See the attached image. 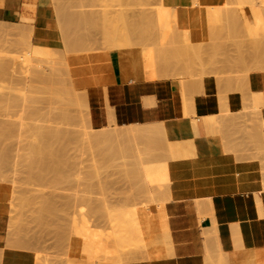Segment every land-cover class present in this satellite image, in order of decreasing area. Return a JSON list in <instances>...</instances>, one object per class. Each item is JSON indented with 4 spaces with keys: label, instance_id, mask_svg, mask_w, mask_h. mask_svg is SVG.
Returning a JSON list of instances; mask_svg holds the SVG:
<instances>
[{
    "label": "rangeland",
    "instance_id": "1",
    "mask_svg": "<svg viewBox=\"0 0 264 264\" xmlns=\"http://www.w3.org/2000/svg\"><path fill=\"white\" fill-rule=\"evenodd\" d=\"M1 1H2V4H0V6L3 5L4 0H1ZM95 1L93 2V0H85V1L84 0H33V2H28L26 0H21L20 1L21 6H20V11L18 12L19 13L18 16L12 17V18H6V19L0 18V61L1 60L7 61L8 65H10V66H6L7 68L4 67L3 69L5 71L2 69L3 72L1 71L2 73H0V227L3 226V229L0 232V264H4L1 260V252H2L1 246L7 247L9 241H11L10 243H12V246L9 245L10 247L8 246V248L13 247V248L23 249L30 254L31 258H30L29 264H33V263L36 264L38 262H39L38 264H75L74 262H76L77 264H84V263H90V262H96V263L100 262V263H109V264H120V263L121 264H144L147 261H149L151 257L152 259L154 257L158 258L170 252L169 249L171 246L169 245V242H168V227H166L167 221H164L165 218L167 219V217H165L166 216L165 214L161 215L166 212L161 213L162 211L159 205L161 203L162 208L164 205L163 209L165 210V203L167 201L173 200L175 198V194L170 193V195L167 196L168 199L167 197L165 199L162 197L163 193L161 194L162 196L158 195L159 193H157V195L161 196L163 199L156 197V196L154 199V195L151 196V194L153 193L151 194L149 192L147 193L148 189H147L146 182L150 186H152L151 188L156 187L157 183L155 181L160 179V174L164 173L166 170H168L170 174L171 158L179 157V156H186L189 154V151L184 149L178 140H173V141H170V143H167L166 144L167 149H166L165 145H163L164 142L163 143L161 142L162 140L157 139V141H154V140L150 141L151 139L147 140L145 138L144 139L137 138L131 142V145L133 147V151L131 152L132 154H130V151L126 152L123 156L120 153H118L113 157V159L108 161V163L97 165L99 163L95 164L93 161L94 159L98 160V157L94 156L93 158V155H92L93 150L90 151V148L87 147L88 145H86L85 141L83 140L85 139V136H87L90 133L95 132L96 129L91 128L89 124L86 122L87 110L85 111V109L82 108L83 107L82 102L80 103V106H78L79 100H81L79 98L78 102H76L77 105L73 104V105L68 106V110L70 111L69 120H62V122L59 123L60 125L58 124L60 127H62V129L63 128L65 129L73 128V130H76L74 128H77L78 130H76L77 132L73 131V134H75L74 139L66 138L63 140V143L65 145V151H64V154L60 156V159L58 163L56 164L58 166L56 165L54 166L56 167L55 172L52 169H51L52 171L50 170L49 172H46V171L42 172L43 176H44V173H47L46 177L50 179L48 180L45 176L44 177L39 176L41 171H39L40 169H37V167L39 168V166L36 165L35 161H34V164H35L34 167L36 170L34 169V167L32 169L33 165H31L32 171L30 173H29L30 171L29 169H27L29 171L26 170L27 167L28 168L30 167L28 166V164L32 163L34 159L32 157L33 155L32 151H29V147H30L29 142H31V140L29 141L30 139L29 137L32 138L33 136L32 134H30L32 131V126L41 125V124H49L47 122H44L41 117L37 116L36 118V116L33 115L34 110L32 108L33 107L32 101L35 98H37L35 96L38 94L36 90L34 91V88L31 89V87H35V85L37 84L36 83L37 78L34 76L36 78L34 79L33 73L36 70H39L40 68L39 66H41L40 69L47 71V69L50 66L49 64H51L49 62L51 61V59H53L51 57L53 55L52 53L56 55L58 50L60 51L61 49H63L64 51L65 50L67 51L69 56H73V55H80L81 52L82 53H85L86 51L92 52L94 50L93 52L103 51V52H106L105 54H107L108 52L109 55H111L110 53L111 51L115 53L116 49L118 52L120 48V50H122L121 52L119 50L118 53L120 54L123 52V49L125 48L124 53L125 52L127 53V51H129L131 54L135 53L133 55H138V54H141L139 52H142L141 54L142 56V55H145L143 51L144 49H145V53L147 50H148L147 53L150 52L149 49L150 50L154 49L153 55L157 57L156 55L162 46L163 50L161 48V51L159 52L161 53L162 51L164 52L166 51L168 54L166 52L165 53L168 56H165L164 55L165 53L162 52V54L160 53L158 54V57L164 58L165 59L164 62H166V60L168 59L170 62L169 63L166 62V64H168V66L170 65V68L164 69V70L152 69L151 72L143 74L138 79L147 80V81L170 79L174 85H176L177 87L181 86L184 90L190 89L191 83L199 82L203 76L209 75V74H213L221 78L232 79V78L240 77L242 75H247L250 71H253V70L264 71V51H263L264 50L263 48L264 47V0H248V1L245 0L246 2L245 1L243 2L242 0L240 2H237L238 0H193V1L192 0H95ZM159 1L162 3H160ZM250 1H253V2L250 3ZM37 3L46 4L47 6V11H46L47 19L44 21L42 25L43 27L41 28L36 26L34 22V18H33L35 6ZM208 5L209 6L211 5V6L209 7ZM252 6L255 8V11L256 9H258L257 13L259 16L257 15V13L254 12V9L253 10L251 9L253 8ZM98 7H99V10L101 9L100 11L97 9ZM225 7L227 9L229 8L228 9L229 12L227 11V9L224 10L225 12L222 11ZM217 9L218 11L216 12ZM57 10H58V14L56 13ZM209 10H212V11H209ZM145 11L147 14L145 13ZM153 11H156L158 15L155 12L154 14L151 13ZM126 12L129 13L130 16L126 14ZM162 12L165 15H162L163 14ZM226 12L229 14H227ZM124 13L126 14V17L124 16ZM135 13H137L138 15ZM141 13H143L144 16ZM159 13L161 14V16ZM223 13H224V16L226 13V17H223L222 15ZM86 14H88V16L90 15V17H88ZM211 14H216V16L215 15L212 16ZM238 14L240 16H238ZM134 15H136L137 17ZM208 15H210V17H208ZM260 15H262V17H260ZM66 16L67 17L69 16V18H67ZM133 16H134L135 21H132ZM72 17H75V18H72ZM129 17H131L130 18L131 20L129 19ZM142 17H144L143 19L146 22L145 21L143 22ZM158 17H159V20H158ZM145 18L147 20L149 19V21H147ZM161 18H163V20L165 21L163 22ZM247 19L250 20L248 24L251 23L252 26L251 25L249 26H251L252 28L251 27L249 28L248 25H247L248 28L247 26H245L247 24V21H249ZM71 20L73 22H71ZM80 20H81V23H84V25L86 26L82 24L81 25L82 28H81L80 25H78L77 23V21L79 22ZM84 20L85 22H88V24H85ZM160 20H162V22ZM244 20L245 21L247 20L245 24L242 22ZM75 21H76V26L73 25ZM184 21H186L187 23H185ZM65 22L66 23L71 22V23L68 25V23L66 24ZM149 22L150 24H148ZM181 22L184 23L186 26L183 27L184 24H181ZM131 23L134 25H132ZM162 23H164L165 25H163ZM207 23H209L208 25H210L209 26L210 28L207 27ZM232 23L235 26L233 25V29L231 30ZM58 24L60 25V27H58ZM219 24H222V25H219ZM152 25H155L154 30H152L153 29ZM175 25L178 26V27L176 26L177 29H175L176 28ZM159 26H161L160 28L165 27V28H162L163 31L162 29L159 28ZM219 26L222 28H220ZM171 27L172 28L174 27V28L172 29ZM182 27L185 28L184 33H183L185 34V36L183 35L180 38V35H182V32H183V31L181 32V30H183ZM60 28H61V31H60ZM71 28H73L74 30ZM86 28H88L87 31H85ZM157 28L161 30L162 35L159 32L160 30H158ZM168 28H170V30L166 31V29ZM228 28L230 29V31ZM257 28H259L260 30ZM90 29H92V31ZM221 29H222V33L224 32L223 36H221L222 34H220ZM251 29H252V32H251ZM83 30L85 32H83ZM133 30H135L134 33H133ZM207 30L210 32H208ZM218 30H219V33H218ZM169 31L171 32L170 33L171 35L168 33ZM185 31H187L190 36L187 35V32ZM231 31L233 32L231 33ZM156 32H158V34ZM166 32L168 34H166ZM147 33L149 34L148 36H147ZM163 33L164 35L166 34L165 35L166 38H164L165 36L163 35ZM175 33L179 36V38L178 36H176ZM80 34L82 37L80 36ZM210 34L212 36L210 38H207V36L209 37ZM232 34L235 35L236 38L233 37ZM167 35L169 36L170 43L166 40L168 39ZM89 37L90 38L92 37V38L89 39ZM182 37H184L185 40L184 39L182 40ZM258 37H261V38H258ZM156 38L157 39L160 38L161 40H157ZM63 39L65 43L63 42ZM83 39H85L88 42H84ZM145 40H148V41H145ZM154 40H155V43L151 42ZM163 40L167 42H163ZM170 40L173 41V43ZM161 41H162V44L164 45L161 44ZM188 41L190 42V44H193L191 46L192 48L196 47L194 48V50L191 47L187 46V44L189 43ZM252 41H254V43ZM48 43L49 45L50 44L51 45L49 46ZM148 43L149 44L152 43V45L154 43V46H153L154 48H151L152 45L149 46ZM165 43L166 45H170V46L166 48ZM155 45H157L158 49L155 47ZM71 46L73 49L71 48ZM134 46L136 47L134 48ZM182 46L183 47L186 46L185 49H189V48L192 49V50L189 49L191 52L197 49L198 50L196 51L197 55L195 53H191L190 51L188 52V50H185ZM32 47H33V50H31ZM36 47L38 50H36ZM52 47H55V48H52ZM146 47L147 48L149 47V48L147 49ZM253 47L254 49L258 51L259 55L262 57L263 59L262 63H256L254 61H249L247 58L246 60L244 59V61L247 62V65L245 66L244 64H241L242 65L241 66V65H235L233 63L237 55L241 53V49L250 50ZM218 48H220L221 50L220 49L218 50ZM177 49L178 50L183 49V51L187 52V54L184 53L183 51L177 52L176 51ZM211 49L212 50L217 49L218 51L217 50L212 51ZM52 50H54L55 52ZM209 50L212 52H218V53L214 55L213 61L202 62V60H206L207 54L210 53ZM70 51L71 53L73 52L75 53L76 51L80 53L76 52L77 54L76 53L71 54ZM220 51H223V52H220ZM198 52L200 53L199 54L200 57L203 58L202 60L199 59L200 57L198 56ZM49 53L52 54L50 57H49L50 55ZM118 53L117 55L115 54L117 57L129 54V53L127 54L122 53L119 55ZM173 53H174V57L172 58ZM178 53H182V54H180V56H177L179 55ZM188 53L189 55L191 54L192 55L189 56ZM194 54L198 57L197 62L194 60L195 58ZM187 55L189 56V59L190 57L193 58V59H190L191 61L194 60L193 63L196 62L199 65L195 64L194 66H192L193 63H191L189 59L186 60V58L188 57ZM155 57L152 59L155 60ZM179 57L181 61L182 60L185 61L183 62V65L181 66L182 68L177 66V64L181 62ZM28 58H30V60ZM176 58L177 60L179 59L178 62H176ZM228 58L231 61H229ZM45 59L47 62L45 61ZM47 59H49L50 61ZM17 60L21 62H18L17 64ZM25 60L26 62L29 63V65L25 64L24 62ZM22 62L24 63V66H27L28 68L30 66L32 68V64H34L33 68H35V70L29 71L31 68L30 69H28L27 67L23 68ZM41 63L42 65L47 64V66L48 65L49 66L48 67H46V65L42 66L40 65ZM186 63H189V65H187ZM19 64H21L22 66ZM36 65H38V67H36ZM25 73L26 74L28 73V75H24ZM29 73L31 74L29 75ZM63 73H66V71L65 72L63 71ZM27 76L29 78L28 81H27ZM135 78L132 79L131 81L138 80ZM127 81H130V80H127ZM32 82L33 84L34 83L35 84L33 85ZM31 90H33V92H31ZM85 91H87V89L78 88L76 92L77 96L80 97V96H83L84 94L86 95ZM68 93H70L71 96L74 95L73 91L70 88H68L67 91H65L63 94H66V96H68ZM187 94H188L187 96L189 97L190 93L188 92ZM251 95H258V93L252 92ZM37 96H40V94ZM187 96L184 100V118L187 120L188 124L191 125L190 123L193 122L196 118L188 110L189 100L187 99ZM29 98L30 99L32 98L33 100L31 101ZM46 108H43L42 111L45 110ZM256 108L257 106L255 105L254 100H252L251 108H247V106L243 108L241 112L247 114V116L249 115V117H247L246 115H243L241 117V121L237 125L240 130L228 135L227 140L230 141L231 143L233 141L238 143L235 146L238 149L235 151V153L237 152L243 155L244 154L243 152H246L247 153L246 158H249V159L256 158L257 160L263 161L264 160V138H263L264 137L263 135L264 134V131H263L264 130L263 129L264 120L258 118V115L255 111ZM53 111L54 112L61 111V105L59 102L55 103V107ZM224 113L228 114L229 112L225 111ZM202 119H207L208 121L209 120L210 121L212 120L224 121V118L221 117V114L213 115V116L202 118ZM30 124L32 126H30ZM50 124L53 126H56L55 123L53 122ZM53 126H51V128ZM214 126L215 125H213L212 127H209L208 130L212 131V128ZM123 127H124L123 124L115 125V129H121ZM260 129L262 131H260ZM193 131L195 133H198V128H194ZM33 132L35 133L34 130ZM85 133L87 135H85ZM258 133L260 134V136ZM158 140L161 143H158ZM123 142H120L119 144L123 145L124 144ZM158 144L163 145L164 147L162 146L163 147L162 148ZM145 146H147L149 149L151 147L152 151L149 149H146ZM228 146L230 147L229 144ZM228 151H231V150L228 148ZM137 152L140 154H138ZM250 154H253V155H250ZM152 156L155 158H153ZM136 157H137V161H136ZM131 158L134 159V161ZM139 159H142V160H139ZM162 161L168 167V169H164L165 171H163V167L161 168V164L164 165ZM60 162H64L63 167H62V164H59ZM122 163L124 166L122 165ZM153 163L154 165L157 164L159 167L156 166L155 168ZM150 164L152 167L150 166ZM59 165L61 167H59ZM105 165H107L108 167H106ZM115 165H116V168H115ZM67 167H69L70 169ZM61 168L62 170H60ZM159 168H161V170ZM131 169H133V172ZM63 170H64V173L61 172ZM134 170L137 172V175L141 173L142 174L140 176H137L136 174L133 175L134 173H136L134 172ZM137 170L139 172L141 171V173H139ZM57 172L58 173L61 172V173L57 174ZM168 172H165V173L168 174ZM262 172H264V169L262 170ZM53 173L57 174V176L54 175ZM154 174H156L155 175L156 178L153 177ZM51 175L52 176L54 175V176L51 177ZM61 176L64 179L61 178L62 181L59 180L60 182H58V178L60 179ZM54 177L56 178L54 179ZM142 177H145V180H146L145 183L143 182L145 180H142ZM41 179H43V181L45 179L46 180L43 182ZM51 179H52V182H51ZM54 185H57V186H54ZM137 185H142L144 187V190H146L145 192L147 194L143 193L144 195H142V193L141 194L137 193L138 197H135L137 195L135 194V196H133L134 194L132 193V196L134 198L132 196L129 197L130 195L128 196V194H131L130 192H131L132 187L137 186ZM145 186H146V189H145ZM263 186L264 184H262V188L264 189ZM123 192L124 193L126 192V193L124 194ZM171 192H173V189ZM166 193H164V195ZM124 195L127 196V198H125ZM148 196H150V198ZM44 198L46 199L50 198L49 201L50 200L52 201L53 199L55 203V205L53 206L54 208H56V206H60V208L57 207L58 208L57 211L53 209L51 213L54 216L52 218H51L52 214H50L48 217H46L47 214H44V216L40 217V213L42 212L40 208L43 206L42 200ZM102 198L104 200H102ZM131 198H133V200ZM148 199L150 200L148 201ZM197 199L198 198H195L194 200L196 204L199 205V202H201L202 199H203L202 200L203 202H207L209 197L207 196L205 198H201L198 200ZM209 200L207 203H210ZM45 201L43 200V203ZM152 203L153 205H151ZM150 207H151V210H150ZM155 208L157 210H154ZM152 209H153V212H152ZM148 210L149 212L147 213L146 211ZM38 211L40 213H38ZM85 212L87 213V215H85L86 214ZM151 213H154V217L152 216L153 214ZM41 215H43V213ZM82 216H84L85 218ZM142 216L144 219L142 218ZM149 218L150 219L153 218L152 222ZM144 221L147 222L148 227ZM128 222L130 224H128ZM142 222L146 224V226L142 224ZM153 223L154 224L156 223L157 225L156 224L154 225ZM131 224L134 225L133 226L135 227L134 229H132L133 227ZM129 225L131 228L129 227ZM127 228L128 230H126ZM134 232L137 233L138 235L137 234L134 235L135 234ZM127 233H130V234L126 235ZM148 233L151 234V236ZM58 234L59 236L60 234L62 236L59 237ZM73 234H74V237L78 235L77 238H79L80 240L91 242L92 249L96 248L93 251V254L92 253L89 254L87 252L85 253L86 254L85 255L82 252L81 253L74 252L75 250L72 245L73 240L71 237ZM106 236H109L111 240L112 238L114 239L110 242L111 244L112 242H115L114 244H112L115 246L112 247L110 251L108 250L107 246L111 247V245H109L110 244L109 238H107ZM119 236H122V237H119ZM143 237H146V238H143ZM58 238H61V239H58ZM120 238L122 240L121 242L116 241V240H120ZM124 238L126 239V241H124L125 243H123V246H122V244L120 243L123 242ZM20 239L22 240L23 244H21ZM106 241H108V244H106L107 243ZM130 242H131V245H130ZM132 242L133 243L135 242V244H133ZM5 243L7 244V246ZM15 243H18V244H15ZM13 245H15L16 247ZM136 245L137 247H135ZM117 246L118 248L119 247L120 248L116 250ZM126 246L128 247L130 246V247L128 248ZM165 246H167V248H165ZM105 247L109 252L105 251L106 252L105 253L104 251H102L105 254L103 255L100 249L104 250ZM133 247L135 248L133 249ZM140 247L142 249H140ZM156 247H159L158 249L161 248V250L163 249L164 250L156 251L157 249ZM113 248L115 250V251L113 250L114 252L112 251ZM137 248L139 250H142V253ZM98 250L102 254H98L99 253ZM126 250H128L129 252L128 251L126 252ZM116 251H118V253L120 252L117 256H115L114 254V253H117ZM134 251H137V252H134ZM155 251L157 253L159 252L158 254L160 256L159 255L156 256ZM95 253L97 254L96 256L94 255ZM109 253L111 255H108ZM125 253H127L128 255L126 256ZM160 253L161 254L164 253V254L161 255ZM153 254L154 256H152ZM104 256H106L107 258Z\"/></svg>",
    "mask_w": 264,
    "mask_h": 264
},
{
    "label": "crops",
    "instance_id": "2",
    "mask_svg": "<svg viewBox=\"0 0 264 264\" xmlns=\"http://www.w3.org/2000/svg\"><path fill=\"white\" fill-rule=\"evenodd\" d=\"M20 1L4 0L0 18L18 16ZM46 11V4H36L33 18L39 28L47 19ZM190 86L184 90L170 79L125 81L116 75L86 91V122L93 129L108 125L109 118L118 125L157 121L166 126L182 125L180 131L168 134L189 151L186 156L171 158L175 198L165 203V212L172 246L165 257L144 264H264V160L246 158V152L235 153L238 143L227 140L240 130L237 125L243 115L247 116L241 111L251 108L252 92L261 95L255 111L264 120V71L253 70L232 79L209 74ZM186 96L188 110L198 122V135L184 118ZM219 114L224 122L212 131L201 124L202 118ZM207 196L210 203L196 204L195 198ZM1 247L4 264L30 263L27 251Z\"/></svg>",
    "mask_w": 264,
    "mask_h": 264
},
{
    "label": "bare ground",
    "instance_id": "3",
    "mask_svg": "<svg viewBox=\"0 0 264 264\" xmlns=\"http://www.w3.org/2000/svg\"><path fill=\"white\" fill-rule=\"evenodd\" d=\"M26 1H28V2H33V0H26ZM85 1V0H84ZM95 0H93V2H94ZM193 1V0H192ZM241 0H238L237 2H240ZM243 2L245 1V0H242ZM246 1H248V0H246ZM245 1V2H246ZM96 2V1H95ZM125 2V1H124ZM158 2V1H157ZM160 2V1H159ZM212 2V1H211ZM224 2V1H223ZM243 2H241V3H243ZM251 2H253V1H250V3ZM84 3V2H83ZM97 3V2H96ZM95 3V4H96ZM160 3H162V2H160ZM213 3V2H212ZM257 3V2H256ZM0 4H2V1L0 0ZM85 4V3H84ZM94 4V3H93ZM196 4H197V2H196ZM211 4V3H210ZM254 4H255V2H254ZM86 5V4H85ZM89 5V4H88ZM98 5V4H97ZM96 5V6H97ZM160 5V4H159ZM207 5V4H206ZM91 6V5H90ZM95 6V7H96ZM209 6V5H208ZM211 6V5H210ZM209 6V7H210ZM213 6V5H212ZM255 6V5H254ZM258 6V5H257ZM205 7H207V6H205ZM216 7V6H215ZM214 7V8H215ZM253 7V6H252ZM64 8V7H63ZM56 9H57V7H56ZM66 9V8H65ZM98 10H99V7L97 8ZM126 9V8H125ZM131 9V8H130ZM148 9V8H147ZM198 9V8H197ZM208 9H210V8H208ZM207 9V10H208ZM225 9H227L226 7L222 10V9H220V10H222V11H224ZM229 9V8H228ZM228 9H227V11H228ZM252 10L254 9V12L255 13H257V11H258V9H256V11H255V8L253 7V8H251ZM92 10V9H91ZM101 10V9H100ZM99 10V11H100ZM103 10V9H102ZM123 10H124V8H123ZM132 10H133V8H132ZM156 10V9H155ZM201 10V9H200ZM63 11H64V9H63ZM86 11V10H85ZM138 11H139V9H138ZM141 11V10H140ZM151 11V10H150ZM209 11H212V10H209ZM218 11V9L216 10V12ZM236 11V10H235ZM239 11H241V10H239ZM263 11V10H262ZM91 12V11H90ZM148 12V11H147ZM154 12L156 13V11H153V12H151V13H153L154 14ZM161 12V11H160ZM225 12V11H224ZM229 12V11H228ZM233 12V11H232ZM57 14H58V10H57V12H56ZM89 13V12H88ZM99 13V12H98ZM138 13V12H137ZM137 13H135V14H137ZM145 13H146V11H145ZM144 13V14H145ZM150 13V12H149ZM163 13V12H162ZM211 13V12H210ZM227 13V12H226ZM226 13H225V16H224V13L222 14L223 15V17H226ZM234 13V12H233ZM255 13H253V14H255ZM56 14V15H57ZM66 14V13H65ZM68 14V13H67ZM126 14H128L129 16H130V14L129 13H127L126 12ZM126 14L124 13V16L126 17ZM132 14V13H131ZM142 15H143V13H141ZM147 14V13H146ZM145 14V15H146ZM157 14V13H156ZM160 14V13H159ZM227 14H229V13H227ZM87 16H88V14H86ZM100 15V14H99ZM138 15V14H137ZM149 15H151V14H149ZM158 15V14H157ZM162 15H165L164 13L162 14ZM212 16L213 15H215L216 16V14H211ZM220 15V14H219ZM221 15V16H222ZM233 15V14H232ZM231 15V16H232ZM235 15V14H234ZM257 15H258V13H257ZM70 16H72V15H70ZM101 16H102V14H101ZM132 16V15H131ZM134 16H136V15H134ZM134 16H133V20L132 21H135L134 20ZM144 16V15H143ZM160 16H161V14H160ZM211 16V17H212ZM218 16V15H217ZM231 16H229V17H231ZM237 16V15H236ZM238 16H240L239 14H238ZM259 16V15H258ZM67 17V16H66ZM88 17H90V15L88 16ZM137 17V16H136ZM140 17V16H139ZM138 17V18H139ZM146 17V16H145ZM156 17V16H155ZM208 17H210V15H208ZM219 17V16H218ZM217 17V18H218ZM260 17H262V15H260ZM59 18V17H58ZM67 18H69V16L67 17ZM72 18H75V17H72ZM86 18V17H85ZM131 17H129V19H130ZM144 17H142V19H143ZM150 18V17H149ZM233 18V17H232ZM239 18V17H238ZM243 18V17H242ZM246 18V17H245ZM248 18V17H247ZM61 19V18H60ZM79 19V18H78ZM90 19V18H89ZM137 19V18H136ZM146 19V18H145ZM151 19V18H150ZM157 19V18H156ZM162 20H163V18H161ZM168 19V18H167ZM167 19H166V21H167ZM176 19V18H175ZM183 19V18H182ZM220 19V18H219ZM229 19V18H228ZM68 20V19H67ZM76 20V19H75ZM83 20V19H82ZM109 20V19H108ZM131 20V19H130ZM140 20V19H139ZM138 20V21H139ZM147 20V19H146ZM152 20V19H151ZM151 20H150V22H151ZM158 20H159V17H158ZM162 20H160L161 22H162ZM178 20H180V19H178ZM211 20V19H210ZM225 20V19H224ZM235 20V19H234ZM243 20V19H242ZM247 20H249V19H247ZM246 20V21H247ZM60 21V20H59ZM129 21V20H128ZM131 21V22H132ZM142 21V20H141ZM145 20L143 19V22H144ZM147 21H149V19L147 20ZM157 21V20H156ZM159 21V22H160ZM165 20H163V22H164ZM188 21H189V19H188ZM232 21V20H231ZM245 21V20H244ZM244 21H242L244 24L246 23V21L244 22ZM69 22V21H68ZM67 22V23H68ZM71 22H73L72 20H71ZM70 22V23H71ZM83 22V21H82ZM84 22H85V20H84ZM146 22V21H145ZM150 22L148 23V24H150ZM180 22V21H179ZM185 23H187L186 21H184ZM226 22V21H225ZM229 22H230V20H229ZM248 22H250V20L249 21H247V24L245 25V26H249V25H251L252 26V24L250 23V24H248ZM59 23V22H58ZM66 23V22H65ZM66 23V24H67ZM70 23H68V25L70 24ZM77 23H78V25H80V27H81V25L83 24L84 25V23H81V20L78 22L77 21ZM81 23V24H80ZM94 23V22H93ZM154 23V22H153ZM167 23H168V21H167ZM213 23V22H212ZM235 23V22H234ZM60 24H62V23H60ZM85 24H88V22H85ZM92 24V23H91ZM91 24H89V25H91ZM129 24H130V22H129ZM129 24H128V26H129ZM132 24V23H131ZM135 24H136V22H135ZM163 25H165L164 23H162ZM181 24H184V23H182L181 22ZM209 23H207V27H209L210 25H208ZM224 24V23H223ZM231 24V23H230ZM73 25H75L76 26V21L73 23ZM119 25V24H118ZM132 25H134V24H132ZM139 25V24H138ZM156 25V24H155ZM155 25H152L153 26V29L152 30H154V27H155ZM160 25V24H159ZM166 25H168V24H166ZM179 25V24H178ZM213 25H215V24H213ZM213 25H211V26H213ZM219 25H222V24H219ZM226 25V24H225ZM233 23H232V28H231V30L233 29ZM62 26V25H61ZM84 26H86V25H84ZM117 26V25H116ZM177 25H175V27H176ZM181 26V25H180ZM184 26H186L185 24L183 25V27ZM235 26V25H234ZM248 26H247V28H248ZM251 26H249V28L251 27ZM58 27H60V25L58 24ZM73 27V26H72ZM132 27V26H131ZM134 27V26H133ZM136 27V26H135ZM141 27H143V26H141ZM145 27V26H144ZM147 27V26H146ZM150 27V26H149ZM161 26H159V28H160ZM170 27V26H169ZM178 27V26H177ZM177 27L175 28V29H177ZM182 27V28H183ZM220 27V26H219ZM227 27V26H226ZM62 28V27H61ZM61 28H60V31H61ZM82 28V27H81ZM140 28V27H139ZM162 28H165V27H162ZM162 28H160V29H162ZM172 28V27H171ZM174 28V27H173ZM172 28V29H173ZM210 28V27H209ZM208 28V29H209ZM213 28V27H212ZM220 28H222V27H220ZM220 28H219V30H220ZM252 28V27H251ZM71 29H73V28H71ZM70 29V30H71ZM76 29V28H75ZM87 29L88 28H86V30L85 31H87ZM95 29V28H94ZM134 29V28H133ZM142 29V28H141ZM140 29V30H141ZM147 29V28H146ZM158 29V28H157ZM160 29H158V30H160ZM184 29L185 28H183V30H181V32H182V35H180V38H181V36H185V34H183L184 33ZM229 29V28H228ZM257 29H259V28H257ZM256 29V30H257ZM69 30V29H68ZM74 30V29H73ZM80 30V29H79ZM91 31H92V29H90ZM130 30V29H129ZM128 30V31H129ZM139 30V31H140ZM167 30H170V28H168V29H166V31ZM219 30H218V33H219ZM260 30V29H259ZM78 31V30H77ZM84 30H83V32H85ZM102 31V30H101ZM106 31V30H105ZM134 31L135 30H133V33H134ZM146 31V30H145ZM162 31H163V29H162ZM165 31V30H164ZM208 31V30H207ZM226 31V30H225ZM229 31H230V29H229ZM262 31V30H261ZM80 32V31H79ZM107 32V31H106ZM141 32V31H140ZM160 32V34L162 35V33H161V30L159 31ZM185 32H187V31H185ZM208 32H210V31H208ZM233 31H231V33H232ZM251 32H252V29H251ZM76 33V32H75ZM95 33V32H94ZM101 33V32H100ZM130 33V32H129ZM132 33V32H131ZM154 33V32H153ZM157 34H158V32H156ZM169 34L171 33L170 31L168 32ZM167 32H166V34H168ZM177 33V32H176ZM175 33V34H176ZM178 33H179V31H178ZM230 33V34H231ZM61 34V33H60ZM78 34V33H77ZM85 34H87V33H85ZM89 34V33H88ZM92 34V33H91ZM155 34V33H154ZM154 34H152V35H154ZM165 34V35H166ZM181 34V33H180ZM208 34V33H207ZM212 34V33H211ZM210 34V36L208 37L207 36V38H210L212 35ZM220 34H222L221 36H223V34H224V32L222 33V29H221V32H220ZM233 34H235V33H233ZM232 34V36L233 37H235V35H233ZM262 34V33H261ZM99 35V34H98ZM107 35V34H106ZM117 35V34H116ZM133 35V34H132ZM149 34L147 33V36H148ZM163 35H164V33H163ZM164 35V36H165ZM171 35V34H170ZM187 35H189L188 34V32H187ZM186 35V36H187ZM236 35H238V34H236ZM259 35V34H258ZM77 36V35H76ZM79 36V35H78ZM80 36H81V34H80ZM87 36V35H86ZM130 36V35H129ZM168 36V35H167ZM176 36H178L177 34H176ZM175 36V37H176ZM190 36V35H189ZM257 36V35H256ZM82 37V36H81ZM136 37V36H135ZM139 37V36H138ZM163 37V36H162ZM85 38V37H84ZM92 38V37H91ZM90 37H89V39H91ZM130 38H132V37H130ZM140 38H141V36H140ZM150 38V37H149ZM154 38H155V36H154ZM153 38V39H154ZM164 38H166V36L164 37ZM178 38H179V36H178ZM177 38V39H178ZM226 38V37H225ZM236 38V37H235ZM258 38H261V37H258ZM65 39V38H64ZM64 39H63V42H64ZM81 39V38H80ZM79 39V40H80ZM88 39V38H87ZM143 39V38H142ZM148 39V38H147ZM152 39V40H153ZM157 39V38H156ZM163 39V38H162ZM175 39V38H174ZM184 39V37H182V40ZM188 39V38H187ZM229 39H231V38H229ZM70 40V39H69ZM95 40V39H94ZM131 40V39H130ZM150 40V39H149ZM157 40H161L160 38H158ZM168 42H169V36H168V39H166ZM171 40H172V38H171ZM170 40V41H171ZM185 40V39H184ZM251 40H253V39H251ZM83 41L84 42H88V41H86L85 39H83ZM145 41H148V40H145ZM167 41H164L163 40V42H167ZM175 41V40H174ZM177 41V40H176ZM179 41V40H178ZM190 41V40H189ZM188 41V42H189ZM261 41H262V39H261ZM72 42V41H71ZM70 42V43H71ZM82 42V41H81ZM102 42V41H101ZM134 42H136V41H134ZM138 42V41H137ZM151 42H154L155 43V40L154 41H151ZM172 43H173V41H171ZM237 42V41H236ZM253 43H254V41H252ZM51 43V42H50ZM65 43V42H64ZM90 43V42H89ZM92 43V42H91ZM114 43V42H113ZM144 43V42H143ZM147 43V42H146ZM154 43H153V45H152V43L151 44H149L148 43V45L150 46V45H152L151 46V48H154L153 46H154ZM160 43V42H159ZM170 43V42H169ZM176 43V42H175ZM179 43V42H178ZM261 43V42H260ZM34 44V43H33ZM68 44V43H67ZM72 44V43H71ZM84 44V43H83ZM96 44V43H95ZM103 44H104V42H103ZM161 44H162V41H161ZM189 44H190V42L187 44V46L188 47H191L193 44H190V46H189ZM239 44V43H238ZM252 44V43H251ZM47 45V44H46ZM48 45H49V43H48ZM47 45V46H48ZM51 45V44H50ZM49 45V46H50ZM73 45V44H72ZM91 45V44H90ZM108 45V44H107ZM134 45V44H133ZM135 45H136V43H135ZM162 45H164V44H162ZM48 46V47H49ZM98 46V45H97ZM141 46V45H140ZM146 46V45H145ZM165 46H166V48H168L170 45H166V43H165ZM214 46H216V45H214ZM254 46V45H253ZM256 46V45H255ZM35 47V46H34ZM136 46H134V48H135ZM142 47V46H141ZM155 47L157 48V45H155ZM164 47V46H163ZM183 47V46H182ZM185 47L186 46H184L183 48L185 49ZM187 47V48H188ZM212 47H213V45H212ZM218 47V46H217ZM252 47V46H251ZM39 48V47H38ZM47 48V47H46ZM52 48H55V47H52ZM51 48V49H52ZM65 48V47H64ZM71 48H72V46H71ZM91 48V47H90ZM97 48V47H96ZM143 48V47H142ZM147 48V47H146ZM149 48V47H148ZM147 48V49H148ZM160 48V47H159ZM161 48H162V46H161ZM161 48H160V50L159 51H161ZM165 48V47H164ZM179 48H181V47H179ZM192 48V47H191ZM194 48H196V47H194ZM194 48H192L193 50H194ZM221 48V47H220ZM220 48H218V50L220 49ZM264 48V47H263ZM49 49V48H48ZM58 49H60V48H58ZM57 49V50H58ZM66 49H67V47H66ZM73 49V48H72ZM123 49V48H122ZM139 49V48H138ZM144 49V48H143ZM146 49V50H147ZM158 49V48H157ZM190 49V48H189ZM185 49V50H188V52L190 51V50H192V49ZM236 49V48H235ZM241 49V48H240ZM29 50V49H28ZM31 50H33V47H32V49ZM36 50H38L37 49V47H36ZM57 50H56V52H57ZM69 50V49H68ZM96 50V49H95ZM119 50H120V48H119ZM119 50H118V52H119ZM124 50H125V48L123 49V52L122 53H124ZM128 50H129V48H128ZM132 50V49H131ZM154 50V49H153ZM153 50H150L149 49V51L150 52H148L147 53V51H146V53L148 54H146L145 53V49L143 50L144 51V54L145 55H142L141 56V54H142V52H139V53H141V54H138V55H133V54H135V53H130L129 51H127V53H129L128 55H122V56H116L117 55V49H116V52L114 53L113 51H111L110 53H111V55H109V53L107 52V54H105L106 52H103V51H101V52H93L92 50V52H85V53H82L81 52V54L80 55H73V56H69V54L67 53V51L65 50H63V49H61L60 51L58 50V52H57V54L55 55L54 53H52V54H47V55H49V57L51 56L53 59H51V61L49 60V59H47V60H49L50 62L49 63H51V64H49L48 66H49V70L47 69V71H44L43 69H40L41 68V66H39L40 68H39V70H36L34 73H33V77H34V79H36V85H35V87H31V89H33L34 88V91L36 90V92L38 93L37 95H39L40 94V96H35V97H37V98H35L34 100L31 98H29L31 101H32V105H33V110H34V113L36 114H34L33 113V115L34 116H36V118H37V116L38 117H41L42 119H43V121L44 122H47V123H49V124H41V125H31L30 124V126H32V131H31V133L30 134H32L33 136H32V138L31 137H29L30 139H29V141L31 140V142H29V151H32V154L34 155H32V157L34 158H32L33 159V161H32V163H30V164H28V166H30L29 168L27 167L26 168V170L27 169H29V170H27V171H29V173L32 171V169H33V167H34V161H35V163H36V165L37 166H39V168L37 167V169H40L39 171H41L40 172V175L39 176H42V177H46V174L47 173H44V176H43V174H42V172H44V171H46V172H49L51 169L55 172V169H56V167H54L57 163H58V161H59V159H60V156H62L63 154H64V151H65V145H64V143H63V140L64 139H66V138H72V139H74V135L75 134H73V131L74 132H77L76 130H78L77 128H74V129H76V130H73V128L71 129V128H69V129H65V128H63L62 129V127H60L59 125V123L60 122H62V120H69V118H70V111L68 110V106L69 105H73V104H75V105H77V103L76 102H78V100H79V98L82 100H79V105L78 106H80V103L82 102V105H83V107L82 108H84L85 109V111L87 110V114H88V102H87V98H86V95L84 94L83 96H77V89L78 88H83V89H87L89 86H92V85H97V84H104V83H106V82H108V81H111V80H113V77L114 76H116V75H118L122 80H125V81H127V80H132V79H134L135 77V79H138L140 76H142L143 74H146V73H149V72H151V70L152 69H157V70H164V69H169L170 68V65L168 66V64H166V62H170L168 59L166 60V62H164L165 61V59L164 58H160V57H158V54L160 53L158 50V53H157V57H155L153 54ZM162 50H163V48H162ZM212 50V49H211ZM213 50H215V49H213ZM212 50V51H213ZM217 50V49H216ZM215 50V51H216ZM217 50V51H218ZM221 50V49H220ZM243 49H241V53L240 52H238V53H240V54H238L237 55V57H236V59L233 61V63L235 64V65H241V64H244V66L245 65H247V62H245L244 61V59L246 60V58L249 60V61H254V62H256V63H262L263 62V59H262V57L259 55V53H258V51L256 50V49H254V47L252 48V49H247V50H243ZM260 50H262V49H260ZM39 51H40V49H39ZM38 51V52H39ZM41 51H43V50H41ZM49 51V50H48ZM47 51V52H48ZM52 51H54V50H52ZM97 51V50H96ZM122 50H120V52H121ZM135 51H136V49H135ZM139 51V50H138ZM142 51V50H141ZM177 52L179 51H183V49H181V50H176ZM196 51H198L197 49H195V51H193V52H191V53H195L196 55H197V52ZM210 51V50H209ZM212 51H210V53H208L207 54V56H206V60H202L203 58L202 57H200V53L198 52V56L200 57L199 59H201L202 60V62H205V61H208V62H210V61H213V57H214V55L216 54V53H218V52H212ZM239 51V50H238ZM264 51V50H263ZM32 52V51H31ZM55 52V51H54ZM77 52V51H76ZM75 52V53H76ZM103 52V53H102ZM114 54H113V53ZM162 52H164V51H162ZM162 52L160 53V54H162ZM166 52V51H165ZM164 52V53H165ZM176 52V53H177ZM184 53H186L187 54V52H185V51H183ZM220 52H223V51H220ZM237 52V51H236ZM70 53H71V51H70ZM74 53V52H73ZM73 53H71V54H73ZM74 53V54H75ZM77 53H80V52H77ZM76 53V54H77ZM122 53H120V54H122ZM126 53V52H125ZM124 53V54H125ZM126 53V54H127ZM151 53H152V55H151ZM167 53V52H166ZM166 53L164 54L165 56H168V55H166ZM170 53V52H169ZM176 53H175V55H176ZM112 54H113V56H112ZM119 54V53H118ZM119 54V55H120ZM168 54V53H167ZM179 55H177V56H180V54H182V53H178ZM185 54V55H186ZM194 54V55H195ZM152 56V58H154L155 57V60H153L152 58H151V56ZM173 55V56H172ZM172 55H170V56H172V58L174 57V53L172 54ZM188 55H189V53H188ZM187 55V56H188ZM192 55V54H191ZM191 55H189V56H191ZM194 56L195 58H194V60L197 62L198 61V57L197 56ZM45 56H46V54H45ZM110 56H112V57H110ZM142 58H141V57ZM189 56L186 58V60L187 59H189ZM13 58V57H12ZM17 58V57H16ZM157 58V59H156ZM171 58V59H172ZM29 60H30V58H28ZM164 59V60H163ZM179 59H180V57H179ZM178 59V60H179ZM190 59H193V58H191L190 57ZM189 59V61L191 62V63H193V61L194 60H190ZM10 60H12V59H10ZM27 60V59H26ZM26 60L24 61L25 62V64H28L29 65V63L28 62H26ZM175 60V59H174ZM173 60V61H174ZM178 60H177V58H176V62H178ZM228 60H229V58H228ZM45 61H46V59H45ZM180 61H181V59H180ZM179 61V62H180ZM229 61H231V60H229ZM13 62H14V60H13ZM12 62V63H13ZM16 62V61H15ZM18 62H21V61H18L17 60V64H18ZM47 62V61H46ZM182 62V63H181ZM180 63H178L177 64V66H179L180 68H182L181 66L183 65V62H185V61H181ZM187 62V61H186ZM193 63V65L192 66H194L195 64H197V63ZM23 63V62H22ZM33 63V62H32ZM45 63V62H44ZM246 63V64H245ZM171 64V63H170ZM187 65H189V63H186ZM13 65V64H12ZM11 65V66H12ZM15 65V64H14ZM19 65H21V64H19ZM18 65V66H19ZM40 65H42V63L40 64ZM44 66L46 65V67H48L47 66V64H43ZM42 65V66H43ZM197 65H199V64H197ZM6 66H10V65H8V63H7V61H4V60H1L0 61V73H2L3 71H2V69L4 68V67H6ZM22 66V65H21ZM33 66H34V64H32V68H31V66L28 68L27 66H24V63H23V68H25V67H27L28 69H30L29 71H31V70H35V68H33ZM172 66V65H171ZM174 66V65H173ZM242 66V65H241ZM20 67V66H19ZM36 67H38V65H36ZM176 67V66H175ZM174 67V68H175ZM7 68V67H6ZM15 68V67H14ZM43 68V67H42ZM45 68V67H44ZM12 69V68H11ZM173 69V68H172ZM4 70V69H3ZM25 70V69H24ZM70 70H71V72H70ZM2 71V72H1ZM5 71V70H4ZM63 71L65 72L66 71V73H63ZM72 73V74H71ZM31 73H29V75H30ZM24 75H28V73L26 74H24ZM73 76H74V78H73ZM134 77V78H133ZM26 79V78H25ZM29 80V78H28V76H27V81ZM32 81V80H31ZM34 81V80H33ZM32 84H33V82H32ZM31 84V85H32ZM35 84V83H34ZM33 84V85H34ZM32 85V86H33ZM103 88H104V86H102ZM106 87V86H105ZM68 88H70L72 91H73V96H71L70 95V93H68V96H66V94H63L65 91H67V89ZM102 88V89H103ZM104 91V90H103ZM31 92H33V90H31ZM86 92V91H85ZM35 93V92H34ZM33 93V94H34ZM32 94V93H31ZM260 95V94H259ZM259 95H252V100H254V102H255V105L257 106V104L259 103L260 104V102L261 101H259L260 100V96ZM32 96V95H31ZM30 96V97H31ZM106 96V95H105ZM259 96V97H258ZM259 99H258V98ZM263 99V98H262ZM30 101V102H31ZM258 101V102H257ZM57 102H59L60 103V105H61V111L60 112H54L53 111V109H54V107H55V103H57ZM30 105V104H29ZM47 107V108H46ZM57 107V106H56ZM43 108H46L45 110H43L42 111V109ZM31 111V110H30ZM32 113V112H31ZM109 118V117H108ZM110 120H109V122H108V125H106V126H102V128H99V129H96V131L95 132H93V133H90V134H86L85 133V135H87V136H85V139H83L84 141H85V143H86V145H88L87 147H89L90 148V151H92V155H93V158H94V156H97L98 157V160H96V159H94V163L95 164H97V163H99V164H97V165H100V164H105V163H108V161H110L111 159H113V157L116 155V154H118V153H120L122 156L126 153V152H128V151H130V154H132L131 152L133 151V147H132V145H131V142L134 140V139H137V138H142V139H151L150 141H152V140H154V141H157V139H159V140H162L161 142L163 143V145H165V147H166V149H167V146H166V144L167 143H170V141H172V140H170L169 139V137H168V134L169 133H173V132H177V131H180L181 130V127H182V125H180V124H178V123H174V124H172V125H170V126H166L165 124H164V122H150V123H127V124H123L124 125V127L123 128H121V129H115V125H117L113 120H112V118H109ZM229 120H230V118H229ZM232 121V120H231ZM55 123V125L56 126H53V125H51L50 123ZM223 122L224 121H219V120H212V121H208L207 119H201V124L202 125H204L205 126V128H207V129H209V127H212L213 125H219V124H223ZM226 122H228V121H226ZM35 124H37V123H35ZM39 124V123H38ZM59 124V125H58ZM191 125H189L188 124V128L193 132V134L194 135H198V133H195L194 131H193V129L194 128H198V122H197V119H195L193 122H191L190 123ZM225 124V123H224ZM4 125V124H3ZM231 125V124H230ZM51 126H53L52 128H51ZM90 126V125H89ZM110 126H111V128H110ZM261 126V125H260ZM264 126V125H263ZM8 127H10V126H8ZM33 127H34V129H33ZM262 128V127H261ZM9 129H11V128H9ZM264 129V128H263ZM33 130L35 131V133L33 132ZM209 131V130H208ZM260 131H262L261 129H260ZM264 131V130H263ZM10 132V131H9ZM33 132V133H32ZM86 132V131H85ZM88 132V131H87ZM258 132V131H257ZM263 133V132H262ZM259 134V133H258ZM77 135V134H76ZM254 135V134H253ZM264 135V134H263ZM31 136V135H30ZM249 136V135H248ZM259 136H260V134H259ZM258 137V136H257ZM263 137V136H262ZM82 138H84V137H82ZM256 138V137H255ZM264 138V137H263ZM257 139V138H256ZM255 139V140H256ZM158 140V143H161L160 141ZM260 140V139H259ZM124 141V142H123ZM120 142H123L124 144L123 145H120L119 143ZM114 143H116V144H114ZM149 143V142H148ZM117 145V146H116ZM159 145V144H158ZM163 145H159V146H163ZM263 146V145H262ZM146 147V149H149L147 146H145ZM160 147V148H161ZM164 147V146H163ZM162 147V148H163ZM169 147V146H168ZM159 148V147H158ZM165 149V148H164ZM258 149V148H257ZM262 149V148H261ZM149 150H151V147H150V149ZM152 151V150H151ZM93 152H94V154H93ZM149 152V151H148ZM147 152V153H148ZM163 152H164V150H163ZM262 152V151H261ZM138 153V152H137ZM150 153V152H149ZM135 154H136V152H135ZM138 154H140V153H138ZM168 154V153H167ZM30 155H31V153H30ZM127 155V154H126ZM128 155H129V153H128ZM250 155H253V154H250ZM250 155H249V157H250ZM121 156V157H122ZM134 156V155H133ZM140 156V155H139ZM158 156V155H157ZM96 157V158H97ZM120 157V156H119ZM135 157V156H134ZM133 157V158H134ZM146 157H147V155H146ZM148 157H150V156H148ZM153 157V156H152ZM151 157V158H152ZM162 157H163V155H162ZM139 158V157H138ZM143 158V157H142ZM153 158H155V157H153ZM158 158V157H157ZM62 159V158H61ZM124 159V158H123ZM132 159V158H131ZM163 159V158H162ZM161 159V160H162ZM167 159V158H166ZM251 159V158H250ZM254 159H256V158H254ZM93 160V159H92ZM130 160V159H129ZM133 161H134V159H132ZM139 160H142V159H139ZM144 160V159H143ZM153 160V159H152ZM158 160V159H157ZM160 160V161H161ZM96 161H98V162H96ZM136 161H137V157H136ZM31 162V161H30ZM92 162V163H93ZM124 162H125V160H124ZM123 162V163H124ZM131 162V161H130ZM152 162V161H151ZM63 163L64 162H60L59 164H62V167H63ZM93 163V164H94ZM111 163H112V161H111ZM123 163H122V165H123ZM127 163V162H126ZM138 163V162H137ZM141 163V162H140ZM162 163H163V161H162ZM66 164V163H65ZM120 164V163H119ZM133 164V163H132ZM159 164V163H158ZM164 164V163H163ZM31 165H33L32 166V169H31ZM114 165V164H113ZM126 165V164H125ZM153 165H154V163H153ZM160 165V164H159ZM56 166H58V165H56ZM106 167H108L107 165H105ZM124 166V165H123ZM132 166V165H131ZM136 166V165H135ZM146 166V165H145ZM149 166V165H148ZM150 166H151V164H150ZM155 166V168H156V166L157 167H159L157 164L156 165H154ZM59 167H61L60 165H59ZM114 167V166H113ZM127 167H129V166H127ZM152 167V166H151ZM163 167V171H165L164 169H168V167L166 166V164H164V165H162L161 164V168ZM164 167H166V168H164ZM58 168V167H57ZM65 168V167H64ZM63 168V169H64ZM67 168H69V167H67ZM105 168V167H104ZM115 168H116V165H115ZM126 168V167H125ZM131 168V167H130ZM135 168V167H134ZM161 168H159L160 170H161ZM34 169H35V167H34ZM70 169V168H69ZM95 169V168H94ZM98 169V168H97ZM118 169V168H117ZM138 169V168H137ZM150 169V168H149ZM158 169V168H157ZM36 170V169H35ZM34 170V171H35ZM48 170V171H47ZM51 170V171H52ZM58 170V169H57ZM60 170H62V168L60 169ZM59 170V171H60ZM132 170V172H133V169H131ZM131 170H129V171H131ZM156 170V169H155ZM138 171V170H137ZM153 171V170H152ZM38 172V171H37ZM61 172H63L64 173V170L63 171H61ZM61 172H57V174H60ZM66 172V171H65ZM134 172H136L135 170H134ZM139 172V171H138ZM150 172V171H149ZM156 172V171H155ZM154 172V173H155ZM161 172V171H160ZM159 172V173H160ZM165 172H168V170H166ZM162 173V174H160V179H158V180H156L155 182L157 183H155L156 184V187H154V188H151L152 186H150L147 182H146V180H145V177H142V180H145V181H143L144 183L146 182V184H147V189H148V191H147V193L149 192L150 194L151 193H153V194H151V196L152 195H154V199H155V196L156 197H159V198H165L166 199V197L168 196V195H170V193L171 194H175V193H173L174 192V190H173V192H171L172 191V189H173V184H172V178H171V176H170V174H169V172H168V174L167 173ZM39 173V172H38ZM37 173V174H38ZM131 173V172H130ZM139 173H141V171L139 172ZM264 173V172H263ZM49 174V173H48ZM54 174V173H53ZM57 174H54V175H56L57 176ZM137 175V172L136 173H134L133 175ZM142 174V173H141ZM141 174H139V175H137V176H140ZM53 175V176H54ZM64 175V174H63ZM98 175V174H97ZM155 175L156 174H154V176L153 177H155ZM159 175V174H158ZM261 175V174H260ZM38 176V177H39ZM52 175H51V177H53ZM38 177H37V179H38ZM41 177V178H42ZM65 177V176H64ZM152 177V176H151ZM152 177V178H153ZM40 178V177H39ZM47 178V177H46ZM56 177H54V179H55ZM61 178H63L62 176L60 177V179L58 178V182H60L59 180H61L62 181V179ZM67 178V177H66ZM156 178V177H155ZM154 178V179H155ZM158 178V177H157ZM36 179V178H35ZM48 179V178H47ZM50 179V178H49ZM48 179V180H49ZM64 179V178H63ZM40 180V179H39ZM42 181H43V179H41ZM46 180V179H45ZM44 180V181H45ZM43 181V182H44ZM55 181V180H54ZM57 181V180H56ZM39 182V181H38ZM51 182H52V179H51ZM263 182H264V180H263ZM144 183H143V185H144ZM145 184V185H146ZM262 184H264V183H262ZM54 186H57V185H54ZM264 187V186H263ZM145 189H146V186H145ZM171 190V191H170ZM146 190H144V187L142 186V185H137V186H134V187H132V189H131V194H128V196L129 197H131L132 196V193L134 194L133 196H135V194L137 195V196H135V197H138V194L137 193H142V195H144L143 193H145V194H147L146 192H145ZM167 191H169V192H167ZM128 192V193H129ZM156 192V193H155ZM168 194H167V193ZM124 193V192H123ZM126 193V192H125ZM124 193V194H125ZM157 193H159L158 195H161L162 193V197L161 196H158L157 195ZM164 193H166L165 195H164ZM127 195V194H126ZM125 196V195H124ZM132 196V197H133ZM139 196H141V195H139ZM147 196V195H146ZM165 196V197H164ZM128 197V198H129ZM145 197V196H144ZM149 198H150V196H148ZM125 198H127V196H125ZM134 198V197H133ZM133 198H131L132 200H133ZM151 198H153V197H151ZM162 198V199H163ZM257 198V197H256ZM45 199L46 198H44L43 200L45 201ZM50 199V198H49ZM49 199L47 198L46 199V201L43 203V200H42V207H41V205H40V210L42 211L41 213L38 211V213H40V217L41 216H44V214H47V216L46 217H48L50 214H52L51 212L53 211V209H55L56 211L58 210V208H60V206H56V208H54L53 206L55 205V203H54V200L52 199V201L50 200L49 201ZM167 199H168V197H167ZM199 199V198H198ZM197 199V200H198ZM102 200H104L103 198H102ZM129 200V199H128ZM150 199H148V201H149ZM203 200V199H202ZM202 200H201V202H202ZM209 200V199H208ZM208 200H207V202H208ZM162 201V200H161ZM160 201V202H161ZM205 201H206V199H205ZM156 202V201H155ZM200 202V203H201ZM209 202H210V200H209ZM150 203V202H149ZM162 204H163V202H162ZM151 205H153V203L151 204ZM156 205V204H155ZM210 205V204H209ZM162 205H161V203H160V205H159V207H160V209H161V213H163V212H165V210L163 209L164 208V205H163V208L161 207ZM261 206V205H260ZM259 206V207H260ZM201 208H203V206L201 207ZM39 210V209H38ZM88 210V209H87ZM150 210H151V207H150ZM154 210H157L156 208L154 209ZM199 210H200V208H199ZM160 211V210H159ZM88 212V211H87ZM147 213L149 212V210L148 211H146ZM152 212H153V209H152ZM156 212H158V211H156ZM198 212V211H197ZM259 212V211H258ZM43 213V215H41ZM57 213V212H56ZM86 213V212H85ZM55 214V213H54ZM150 214V213H149ZM151 214H153L152 216L154 217V213H151ZM156 214V213H155ZM166 215L165 217H167V214L166 213H163V214H161V215ZM199 214V213H198ZM56 215V214H55ZM83 215H84V213H83ZM85 215H87V213L85 214ZM120 215V214H119ZM144 215V214H143ZM160 215V216H161ZM54 215L52 214V216H51V218L53 217ZM122 216V215H121ZM124 216V215H123ZM149 216V215H148ZM156 216V215H155ZM82 217H84V216H82ZM144 217H146V216H144ZM151 217V216H150ZM259 217V216H258ZM85 218V217H84ZM142 218H143V216H142ZM141 218V219H142ZM156 218H158V217H156ZM155 218V219H156ZM160 218V217H159ZM37 219V218H36ZM41 219V218H40ZM55 219V218H54ZM144 219V218H143ZM147 219V218H146ZM145 219V220H146ZM150 219V218H149ZM148 219V220H149ZM154 219V220H155ZM163 219V218H162ZM162 219H160V220H162ZM151 220V222H152V220H153V218H151L150 219ZM157 220V219H156ZM37 221H39V220H37ZM164 221H167V219L165 218V220ZM163 221V222H164ZM40 222H42V221H40ZM56 222H58V221H56ZM127 222V221H126ZM129 222H130V220H129ZM128 222V224H130ZM146 224H147V222L146 221H144ZM150 222V223H151ZM161 222V221H160ZM47 223V222H46ZM167 223V222H166ZM210 223H211V221H210ZM44 224V223H43ZM48 224V223H47ZM55 224V223H54ZM142 224H144L143 222H142ZM146 224H144L145 226H146ZM154 224V223H153ZM156 224V223H155ZM154 224V225H155ZM160 224V223H159ZM162 224V223H161ZM132 225V224H131ZM157 225V224H156ZM168 225V224H167ZM166 225V227H168ZM211 225H212V223H211ZM52 226V225H51ZM54 226V225H53ZM127 226V225H126ZM134 225H132V227H133ZM136 226V225H135ZM129 227H130V225H129ZM147 227H148V224H147ZM149 227H151V226H149ZM154 227V226H153ZM159 227V226H158ZM57 228V227H56ZM131 228V227H130ZM135 227H133L132 229H134ZM146 228V227H145ZM162 228V227H161ZM206 228V227H205ZM234 228H236V227H234ZM160 229V228H159ZM165 229V228H164ZM56 230V229H55ZM126 230H128V228L126 229ZM156 230V229H155ZM57 231V230H56ZM134 231V230H133ZM166 231V230H165ZM237 231V230H236ZM59 232V231H58ZM144 232V231H143ZM142 232V233H143ZM155 232V231H154ZM203 232V231H202ZM135 233V232H134ZM70 234H71V232H70ZM128 234H130V233H127L126 235H128ZM133 234V233H132ZM137 233H135L134 235H136ZM147 234V233H146ZM149 234V233H148ZM239 234V233H238ZM237 234V235H238ZM76 235V234H75ZM125 235V236H126ZM138 235V234H137ZM150 236H151V234H149ZM207 235V234H206ZM215 235V234H214ZM58 236H59V234H58ZM60 236H62L61 234H60ZM59 236V237H60ZM70 236V235H69ZM77 236L78 235H76V237H74V234L71 236L72 237V240H73V243H72V245H73V248H74V252H77V253H92L93 254V251L96 249H92V247H91V242H89V241H83V240H80L79 238H77ZM105 236V235H104ZM112 236V235H111ZM130 236V235H129ZM74 237V238H73ZM107 238H109V243L112 241V240H114L113 238H112V240L110 239V237L109 236H106ZM119 237H122V236H119ZM131 237V236H130ZM149 237V236H148ZM239 237H240V234H239ZM239 237H238V239H239ZM62 238V237H61ZM61 238H58V239H61ZM105 238V237H104ZM103 238V239H104ZM132 238V237H131ZM143 238H146V237H143ZM63 239V238H62ZM71 239V238H70ZM83 239V238H82ZM89 239V238H88ZM87 239V240H88ZM92 239V238H91ZM106 239V238H105ZM15 241H16V239H15ZM15 241H13V242H15ZM62 241V240H61ZM116 241H122L121 240V238H120V240H116ZM124 241H126V239L124 238V240H123V242L122 243H120V244H122V246H123V243H125ZM130 241V240H129ZM137 241V240H136ZM143 241V240H142ZM147 241V240H146ZM242 241V240H241ZM11 241H9V243H8V246L9 245H11L12 246V243H10ZM18 242V241H17ZM20 242H21V244H23L22 243V240L20 239ZM19 242V243H20ZM93 242V241H92ZM107 243L106 244H108V241H106ZM148 242V241H147ZM115 242H112V244H114ZM129 243V242H128ZM128 243H127V245H128ZM133 243V242H132ZM137 243V242H136ZM150 243V242H149ZM171 243V242H170ZM6 244V243H5ZM15 244H18V243H15ZM111 243L109 244V245H111V247L110 246H107L108 247V250L110 251V249L112 248V247H114L115 245H112ZM133 244H135V242L133 243ZM147 244V243H146ZM235 244V243H234ZM20 245V244H19ZM130 245H131V242H130ZM138 245V244H137ZM137 245L135 246V247H137ZM170 245V244H169ZM208 245V244H207ZM6 246H7V244H6ZM7 246V247H8ZM13 246H15V245H13ZM119 246V245H118ZM118 246H117V248H116V250L117 249H119L118 248ZM122 246H121V248H122ZM134 246V245H133ZM140 246V245H139ZM168 246V245H167ZM167 246H165V248H167ZM172 246V245H171ZM241 246H242V244H241ZM10 247V246H9ZM16 247V246H15ZM103 247V246H102ZM124 247H125V245H124ZM126 247H128V246H126ZM130 247V246H129ZM128 247V248H129ZM135 247H133V249L135 248ZM142 247V246H141ZM140 247V249H142ZM170 247V246H169ZM13 248V247H12ZM157 249H156V251L158 250V251H160L161 250V248L160 249H158L159 247H156ZM162 248H164V247H162ZM208 248V247H207ZM212 248H213V246H212ZM125 249V248H124ZM127 249V248H126ZM138 249V248H137ZM170 249H171V247H170ZM169 249V250H170ZM101 250V252L102 251H107V252H109L107 249H106V247L104 248V250L103 249H100ZM114 250V248L112 249V251ZM139 250V249H138ZM146 250V249H145ZM164 250V249H163ZM163 250H161V251H163ZM234 250V249H233ZM97 251V250H96ZM99 251V250H98ZM115 251V250H114ZM113 251V252H114ZM122 251H124V250H122ZM128 250H126V252H127ZM139 251H141V253H142V250H139ZM155 251V252H156ZM218 251V250H217ZM112 252V253H113ZM117 253H114L115 254V256H117L119 253H118V251H116ZM129 252V251H128ZM134 252H137V251H134ZM144 252V251H143ZM98 253V252H97ZM103 253V252H102ZM102 253H100V251H99V253L98 254H102ZM106 253V252H105ZM111 253V252H110ZM108 254V255H111V254ZM131 253V252H130ZM154 253V252H153ZM159 253V252H158ZM157 252H156V256L157 255H159ZM169 253V252H168ZM171 253H173V252H171ZM126 254V256L128 255L127 253H125ZM136 254V253H135ZM144 254V253H143ZM148 254V253H147ZM146 254V255H147ZM161 254V253H160ZM162 254H164V253H162ZM161 254V255H162ZM86 255V254H85ZM95 256L97 255L96 253L94 254ZM93 255V256H94ZM103 255H105L104 253H103ZM121 255V254H120ZM145 255V256H146ZM168 255V254H167ZM171 255V254H170ZM173 255V254H172ZM216 255H217V253H216ZM215 255V256H216ZM221 255V254H220ZM88 256V255H87ZM90 256V255H89ZM92 256V255H91ZM99 256V255H98ZM113 256V255H112ZM125 256V257H126ZM131 256H133V255H131ZM150 256H151V254H150ZM152 256H154V254L152 255ZM160 256V255H159ZM164 256V255H163ZM102 257V256H101ZM104 257H106V256H104ZM111 257V256H110ZM114 257V256H113ZM136 257V256H135ZM134 257V258H135ZM148 257V256H147ZM162 257V256H161ZM165 257V256H164ZM204 257V256H203ZM214 257V256H213ZM217 257V256H216ZM223 256H221V258H222ZM252 257V256H251ZM103 258V257H102ZM107 258V257H106ZM130 258V257H129ZM155 258V257H154ZM205 258V257H204ZM211 258V257H210ZM220 258V257H219ZM119 259V258H118ZM126 259V258H125ZM128 259V258H127ZM150 259H152V257L150 258ZM214 259V258H213ZM212 259V260H213ZM114 260V259H113ZM209 260H211V259H209ZM211 260V261H212ZM37 261V260H36ZM100 261V260H99ZM112 261V260H111ZM141 261V260H140ZM147 261V260H146ZM204 261V260H203ZM216 261V260H215ZM221 261V260H220ZM80 262V261H79ZM103 262V261H102ZM107 262H109V261H107ZM118 262V261H117ZM123 262H124V260H123ZM133 262H135V261H133ZM207 262V261H206ZM251 262V261H250ZM33 263V262H32ZM39 263V262H38ZM38 263H36V264H38ZM75 264H77L76 262H74ZM114 263V262H113ZM33 264H35V263H33ZM84 264H109V263H100V262H90V263H84ZM121 264V263H120ZM218 264V263H217ZM223 264H224V262H223ZM226 264H228V263H226Z\"/></svg>",
    "mask_w": 264,
    "mask_h": 264
}]
</instances>
